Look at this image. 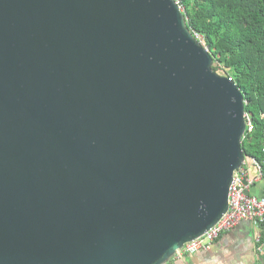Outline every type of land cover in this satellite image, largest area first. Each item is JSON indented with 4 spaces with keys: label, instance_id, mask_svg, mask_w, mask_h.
<instances>
[{
    "label": "water",
    "instance_id": "water-1",
    "mask_svg": "<svg viewBox=\"0 0 264 264\" xmlns=\"http://www.w3.org/2000/svg\"><path fill=\"white\" fill-rule=\"evenodd\" d=\"M177 0H0V264H166L230 209L246 101Z\"/></svg>",
    "mask_w": 264,
    "mask_h": 264
},
{
    "label": "trees",
    "instance_id": "trees-1",
    "mask_svg": "<svg viewBox=\"0 0 264 264\" xmlns=\"http://www.w3.org/2000/svg\"><path fill=\"white\" fill-rule=\"evenodd\" d=\"M188 27L214 56V70L231 77L245 96L256 129L243 145L264 163V0H177Z\"/></svg>",
    "mask_w": 264,
    "mask_h": 264
},
{
    "label": "built area",
    "instance_id": "built-area-1",
    "mask_svg": "<svg viewBox=\"0 0 264 264\" xmlns=\"http://www.w3.org/2000/svg\"><path fill=\"white\" fill-rule=\"evenodd\" d=\"M198 39L200 35L196 34ZM247 133L256 129L253 115L246 112ZM250 166H254L257 176H252ZM264 179V163L256 158H248L243 167L235 174L230 193V209L221 221L208 230L201 237L185 244L176 256L196 255L204 251H210L216 241L224 234L236 229L244 221L258 222L264 225V196L252 194L257 183ZM260 250L264 251V239H259Z\"/></svg>",
    "mask_w": 264,
    "mask_h": 264
},
{
    "label": "crops",
    "instance_id": "crops-1",
    "mask_svg": "<svg viewBox=\"0 0 264 264\" xmlns=\"http://www.w3.org/2000/svg\"><path fill=\"white\" fill-rule=\"evenodd\" d=\"M250 168L252 176H257V169ZM252 194L264 196V179L257 183ZM261 237L264 239L263 224L244 221L219 238L210 251L183 257L177 255L166 264H264V251L259 244Z\"/></svg>",
    "mask_w": 264,
    "mask_h": 264
}]
</instances>
